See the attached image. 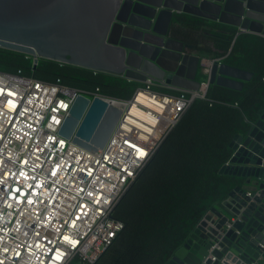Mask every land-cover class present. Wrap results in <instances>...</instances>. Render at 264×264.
<instances>
[{"label":"water","instance_id":"obj_1","mask_svg":"<svg viewBox=\"0 0 264 264\" xmlns=\"http://www.w3.org/2000/svg\"><path fill=\"white\" fill-rule=\"evenodd\" d=\"M182 14L233 27L235 39L245 33L264 37V0H0V48L33 55L34 70L45 59L140 85L127 101L76 95L59 134L80 149L98 150L149 80L195 93L203 80L208 88L242 90L252 79L251 71L225 57L189 52L171 34ZM230 146L220 172L233 187L163 264H264V113Z\"/></svg>","mask_w":264,"mask_h":264},{"label":"built area","instance_id":"obj_2","mask_svg":"<svg viewBox=\"0 0 264 264\" xmlns=\"http://www.w3.org/2000/svg\"><path fill=\"white\" fill-rule=\"evenodd\" d=\"M207 89L205 80L195 93L149 80L138 93L161 105L152 132L131 126L129 111L104 148L84 150L59 134L73 100L113 98L0 71V264H94L124 227L113 216L120 199Z\"/></svg>","mask_w":264,"mask_h":264},{"label":"trees","instance_id":"obj_3","mask_svg":"<svg viewBox=\"0 0 264 264\" xmlns=\"http://www.w3.org/2000/svg\"><path fill=\"white\" fill-rule=\"evenodd\" d=\"M186 14L172 36L189 52L253 73L242 90L209 86L195 99L126 190L113 216L124 223L94 264H163L185 241L209 206L233 187L221 168L231 142L264 113V37ZM234 45L231 49V45ZM231 49L230 53L229 50ZM0 71L27 75L127 101L140 86L124 77L41 59L36 70L25 54L0 48Z\"/></svg>","mask_w":264,"mask_h":264},{"label":"bare ground","instance_id":"obj_4","mask_svg":"<svg viewBox=\"0 0 264 264\" xmlns=\"http://www.w3.org/2000/svg\"><path fill=\"white\" fill-rule=\"evenodd\" d=\"M136 97V102L132 104L130 110L132 118H129L128 122L136 129L150 133L152 132L153 126L157 123L156 114L161 111V105L143 92L138 93ZM17 104L18 102L15 99H10L8 101V107L10 109L16 108ZM142 105L145 106L146 109L141 108ZM56 120L57 117L54 118L53 121ZM141 153H144V151L141 150Z\"/></svg>","mask_w":264,"mask_h":264}]
</instances>
